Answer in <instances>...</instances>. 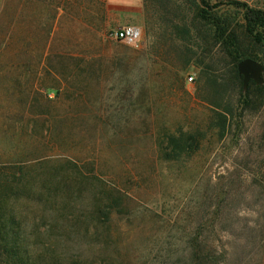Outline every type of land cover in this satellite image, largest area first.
Segmentation results:
<instances>
[{"label":"rangeland","instance_id":"374dc122","mask_svg":"<svg viewBox=\"0 0 264 264\" xmlns=\"http://www.w3.org/2000/svg\"><path fill=\"white\" fill-rule=\"evenodd\" d=\"M4 1L0 171L24 175L9 208L30 264H264V109L202 79L210 47L172 28L195 4L264 0H133L125 15L107 0H29L19 15ZM124 26L139 38L115 37ZM255 56L263 81L248 84L262 86ZM191 136L195 152L165 157Z\"/></svg>","mask_w":264,"mask_h":264},{"label":"trees","instance_id":"16d2710c","mask_svg":"<svg viewBox=\"0 0 264 264\" xmlns=\"http://www.w3.org/2000/svg\"><path fill=\"white\" fill-rule=\"evenodd\" d=\"M183 1L175 0L180 8ZM187 1L190 4L197 3L196 0ZM232 4L237 11L235 13L221 12L220 9H216L217 5L209 4L210 10H207L199 4H195L196 15L189 21L186 16H181V22H172V28L182 37V40L193 42V45L199 42L200 45L204 44L210 47L208 55L202 54L195 59L200 68L202 79L210 77L216 84H219L220 81H229V84L239 90L238 101L241 105L248 108L254 106L256 110L264 109V84L261 86L251 81L245 88L242 76L238 72L240 61L246 58L256 60L255 54H264V9L253 7L246 2L233 1ZM240 11H243L242 21L238 18ZM192 29L194 33L191 32ZM185 30L187 31L185 32ZM214 48L222 53L218 64L209 59V57L214 58ZM220 63L222 64L219 65ZM226 120L227 118H225L222 127H225ZM189 139L191 141L187 146L183 144V139H176L172 148L173 153L165 151V157L175 159L184 152H195L199 145V139L194 136ZM23 176L21 177L20 173L6 175L0 171V181L4 186V190H0V264H30L22 252L18 219L9 208L12 196L18 197L26 192ZM193 257L194 261L207 259L208 264H220L218 258L211 256L204 258L196 253Z\"/></svg>","mask_w":264,"mask_h":264},{"label":"crops","instance_id":"0c3cea01","mask_svg":"<svg viewBox=\"0 0 264 264\" xmlns=\"http://www.w3.org/2000/svg\"><path fill=\"white\" fill-rule=\"evenodd\" d=\"M137 3V2H136ZM133 2V0H107V6L109 7V12H117L118 15L129 14L132 11H136L137 4ZM34 4V3H32ZM26 5L29 7V0H17V14L19 15V11L21 8ZM6 3L4 0H0V16L3 14L4 7Z\"/></svg>","mask_w":264,"mask_h":264},{"label":"water","instance_id":"95a60500","mask_svg":"<svg viewBox=\"0 0 264 264\" xmlns=\"http://www.w3.org/2000/svg\"><path fill=\"white\" fill-rule=\"evenodd\" d=\"M238 72L243 76L244 85L246 86L250 80L257 83L263 81V66L253 58H246L238 63Z\"/></svg>","mask_w":264,"mask_h":264},{"label":"built area","instance_id":"2783aa9c","mask_svg":"<svg viewBox=\"0 0 264 264\" xmlns=\"http://www.w3.org/2000/svg\"><path fill=\"white\" fill-rule=\"evenodd\" d=\"M140 33V30L134 26H124L114 31L115 37L128 41L136 40L137 38H139ZM193 79V76L189 77V81H192Z\"/></svg>","mask_w":264,"mask_h":264}]
</instances>
